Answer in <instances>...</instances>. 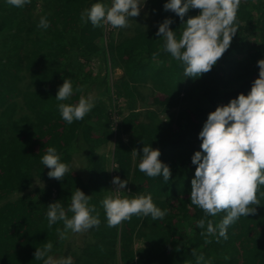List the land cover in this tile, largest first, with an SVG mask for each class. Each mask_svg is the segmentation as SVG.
Listing matches in <instances>:
<instances>
[{"label":"trees","instance_id":"1","mask_svg":"<svg viewBox=\"0 0 264 264\" xmlns=\"http://www.w3.org/2000/svg\"><path fill=\"white\" fill-rule=\"evenodd\" d=\"M94 2L31 0L15 8L0 0V264H42L34 252L49 242L54 257L71 255L73 264H195L192 249L210 264H264V196L259 195L264 186L257 193L255 212L228 226L226 240L216 232L200 235L209 219L215 227L226 213L205 216L190 204L195 172L191 157L201 150L198 134L207 115L238 94L247 95L258 78L257 61L264 59V0H241L238 31L229 48L196 79L183 76L181 63L162 50L163 40L156 36L166 18L173 21L170 28L177 38L182 30L179 17L164 11L166 0L150 1L152 21L132 17L125 30L116 28L108 37L103 27L81 19V12ZM102 2L109 5L108 0ZM199 12L190 10L184 20ZM42 16L50 21L47 30L37 27ZM114 69L123 75L112 87ZM65 78L81 88L65 103L99 93L90 113L71 125L61 119L55 100ZM141 87L151 93L143 96ZM122 99L125 107L119 109L115 102ZM113 107L120 111L112 113ZM24 109L28 113H22ZM122 132L128 142L120 139ZM112 136L117 139L111 158L118 166L112 168L121 180L130 181L131 193L125 196L151 194L167 214L156 221L133 215L107 227L104 210L98 212L100 224L85 231L89 235L80 255L70 242L72 233L58 238L56 228L62 229V222L48 226L47 206L61 201L67 208L71 193L79 188L92 196L96 209L101 207L97 196L112 190L111 171L97 150ZM144 144L159 149V159L171 170L168 182L138 170ZM48 147L56 148L61 162L71 167L75 160L84 167L60 181L49 178V169L40 163ZM36 179L44 185H34ZM202 218L205 229L196 225ZM140 237L144 247L135 250Z\"/></svg>","mask_w":264,"mask_h":264},{"label":"clouds","instance_id":"2","mask_svg":"<svg viewBox=\"0 0 264 264\" xmlns=\"http://www.w3.org/2000/svg\"><path fill=\"white\" fill-rule=\"evenodd\" d=\"M4 2L15 8H23L31 0ZM145 3L146 0H111L109 6L102 0H95L81 12V19L86 18L94 28L103 27V30L104 25L127 28L129 21H132L130 18L139 16ZM240 3L241 0H166L164 11H171L179 17L183 22L182 30L177 38L176 31L170 28L173 21L166 18L158 26L156 36L163 40L162 50L181 63L184 77L196 79L208 73L229 48L238 31L237 11ZM192 9H199V14L185 21L186 14ZM49 26L50 21L42 16L37 27L47 30ZM156 55L153 54L154 57ZM257 67L258 78L252 82L247 95L238 94L228 104L217 106L215 111L207 115L198 134L201 150L194 152L191 157L195 172L191 180L190 204L202 209L205 216H216L221 211L226 213L215 227L209 219L201 236L216 232L218 238L226 240L228 226L241 216L247 217L254 213L253 206L259 205L257 193L260 186H264V59L257 61ZM80 91V86L73 87L71 78H65L55 96V100L60 102L56 106L57 111L69 125L83 120L95 107V98L91 93L81 95L75 104L65 103ZM132 154L137 155V152L133 150ZM160 155L159 149L144 144L137 168L146 177L159 176L168 182L171 170L169 165L159 159ZM40 163L49 169L48 177L58 181L63 180L70 170L68 164L61 162L55 147L46 149ZM115 173L112 168V190L103 191L105 195L99 202L104 210L107 227H115L122 221L130 220L133 215L150 216L153 221L163 220L167 209L157 207L151 194L122 198L120 193L123 189L131 190L127 186L130 181L128 177L121 180ZM124 194H130V191ZM259 195L264 196V192ZM91 199L92 196L76 188L71 193L67 208L61 201L47 206L48 226L62 222L63 228H56L60 240L65 239L68 233H80L99 226V209L90 203ZM196 225L205 229V220L196 221ZM52 250L51 242L42 248L37 247L34 259L42 264H73L71 255L57 258L51 254ZM192 256L195 264H210L203 253L198 254L196 249H192Z\"/></svg>","mask_w":264,"mask_h":264},{"label":"rangeland","instance_id":"3","mask_svg":"<svg viewBox=\"0 0 264 264\" xmlns=\"http://www.w3.org/2000/svg\"><path fill=\"white\" fill-rule=\"evenodd\" d=\"M108 2L109 3H111V0H108ZM149 10H150V7L148 6V2L146 1V3L144 4V6H143V8L141 9V11H140V14L142 15V18L144 19H146L147 20V18L145 17V15H150V13H149ZM138 17V16H137ZM136 17V18H137ZM139 17H140V15H139ZM121 31H122V28H121ZM99 67V63H96V65H95V67H94V69H96V68H98ZM116 73H118V72H116ZM121 78V75H118V74H115V71H113V73H111L110 74V83H111V86L113 87V85L114 84H116L117 82V80H119ZM102 89H104V88H102ZM101 93V92H100ZM92 94V96L93 97H95L96 95H98L99 93H95V92H92L91 93ZM158 99H156V101H157ZM115 105L117 106V107H119V109H123L124 107H125V101L122 99V100H120V101H116L115 102ZM143 107V106H142ZM152 109H156V105H153V106H150ZM114 110V107L111 109V111H112V113H114V112H119L120 110ZM142 110H147V109H142ZM24 112H26V113H28V111H26V109H24V111L22 112V113H24ZM120 118H118L117 119V122L119 123L120 122ZM125 138V137H124ZM125 140H126V138H125ZM110 151V152H109ZM98 152H99V154L101 155H104L105 154V156H106V159L108 160L107 161V165H109V167L110 168H108V170H110L111 168H112V166H113V168L115 169L116 167H118L117 166V164H115V163H112V153H113V145H112V143L109 145H104V146H101L100 147V149H98ZM80 167H84V165L83 164H81L79 161H76L75 162V160L72 162V166L70 167V170H69V172L68 173H70L72 170H75V171H77L78 172V168H80ZM111 171H112V169H111ZM67 173V174H68ZM80 173V175H82V176H84L85 175V172L84 171H80L79 172ZM34 185H44V182H40L39 181V179H36L35 181H34ZM107 191H109V190H107ZM130 193H131V190H130ZM105 195V193L103 194V195H101V197H99V196H97V201L98 202H100V200L103 198V196ZM121 197L123 198V197H125V194H124V192L121 194ZM102 211H103V208H102V206L101 207H99V212H101L102 213ZM88 234L85 232V231H83V232H80V233H75V234H73L72 236H71V238H70V242H71V244H73L74 245V248H75V250H77L79 253H80V255H81V253H82V247L84 246V239H85V237L87 236ZM144 243H145V241H144V239L142 238V237H140V238H136V240L134 241V248L135 249H140V248H143V246H144ZM119 261H120V258H119ZM260 263H263L262 261H260Z\"/></svg>","mask_w":264,"mask_h":264},{"label":"crops","instance_id":"4","mask_svg":"<svg viewBox=\"0 0 264 264\" xmlns=\"http://www.w3.org/2000/svg\"><path fill=\"white\" fill-rule=\"evenodd\" d=\"M147 2H148V6L150 7V10H149V13H150V15L148 14V15H145V17L147 18V19H150L151 21L154 19V17H153V15H152V11H151V9L153 8L152 6H151V4H150V1L151 0H146ZM140 16H142L141 14H140ZM122 29H124V28H122ZM125 30V29H124ZM113 71H115V74H118V75H121V77H122V75H123V72H122V70H120V69H114V70H112L111 72H110V74L111 73H113ZM116 72H118V73H116ZM140 92H143V93H141V94H143V96L145 95V94H150L151 92H150V89L148 88V87H141V90H140ZM143 96H141V97H143ZM139 107H142V103L140 102V104H139ZM126 138V140H125V138ZM112 138H113V136H112ZM111 138V139H112ZM110 139V140H111ZM117 139V136L115 137L114 136V138L110 141L109 140V142L107 143V144H104V145H110L111 143H112V145H113V153H112V156H113V154H114V150H115V140ZM120 139H122V140H124L125 142H128V140H129V137H128V135L126 136L123 132L120 134ZM103 145V146H104ZM110 152V151H109ZM97 154H99V152H98V150H97ZM100 155V154H99ZM102 155V154H101ZM105 155V154H104ZM103 155V156H104ZM107 160V159H106ZM108 161V160H107ZM108 168H110L109 166H108Z\"/></svg>","mask_w":264,"mask_h":264},{"label":"built area","instance_id":"5","mask_svg":"<svg viewBox=\"0 0 264 264\" xmlns=\"http://www.w3.org/2000/svg\"><path fill=\"white\" fill-rule=\"evenodd\" d=\"M111 4V3H110ZM110 6V5H109ZM104 30H105V36H109L110 35V33H112V32H114L115 30H116V28H113V27H111L110 25H104ZM115 185H114V190H115ZM123 192H125V191H127V192H129L130 190L129 189H127V188H125V189H123L122 190ZM123 192H121L120 193V196H121V194L123 193Z\"/></svg>","mask_w":264,"mask_h":264}]
</instances>
